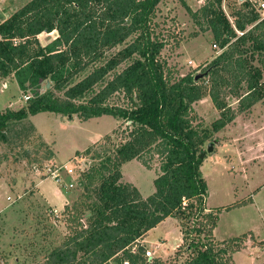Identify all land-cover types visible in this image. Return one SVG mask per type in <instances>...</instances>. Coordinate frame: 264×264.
<instances>
[{
	"label": "trees",
	"instance_id": "16d2710c",
	"mask_svg": "<svg viewBox=\"0 0 264 264\" xmlns=\"http://www.w3.org/2000/svg\"><path fill=\"white\" fill-rule=\"evenodd\" d=\"M204 1L188 11L223 49L205 69L207 80L193 73L176 77L161 59L166 41L154 28L161 0H31L6 18L0 15V81L12 78L30 95L19 110L0 111L1 140L12 123L42 112L130 122L113 152L101 144L103 155L94 153L104 158L79 181L87 200L64 210L71 232L38 264H168L148 260L146 246L138 243L168 217L195 222L183 235L190 241L182 264H229L220 257L228 248L216 249L212 233L222 210L246 202L206 206L209 187L200 155L214 133L264 98V16L259 0H243L233 21L223 0ZM55 30L58 36L42 44L39 36ZM121 92L126 104L111 103ZM229 94L237 97L236 108ZM208 95L220 112L211 127L195 123L194 113V104ZM111 140L107 135L105 142ZM155 157L160 174L153 194L144 197L133 183L121 181L124 163L137 159L150 168Z\"/></svg>",
	"mask_w": 264,
	"mask_h": 264
},
{
	"label": "rangeland",
	"instance_id": "374dc122",
	"mask_svg": "<svg viewBox=\"0 0 264 264\" xmlns=\"http://www.w3.org/2000/svg\"><path fill=\"white\" fill-rule=\"evenodd\" d=\"M30 1L0 0V15L6 18ZM242 1L223 0L224 11L231 21L233 11L241 8ZM204 3V0H161L158 6L154 28L161 41H166L161 59L176 77L193 73L207 80L205 69L223 51L219 44L215 45L212 31H202L188 11V7L197 11ZM196 33L198 36L194 37ZM56 36L55 30L42 33L39 38L46 44ZM128 63L122 64L119 70ZM3 81L8 88L4 89L0 83V111L24 107L25 92L17 82L12 78ZM227 101L234 108L239 104L232 94ZM110 102L126 104L122 92L112 96ZM194 111L195 123L205 127H211L220 116L209 95L194 104ZM263 118L259 109L252 106L233 123L214 133L203 146L206 155L201 170L209 187L206 206L215 209L246 202L240 207L222 210L212 233L216 249L228 248L220 257L229 264H264V146L259 144L264 142ZM129 124L124 118L112 115L83 121L77 114L69 118L42 112L9 126L7 140L0 139V264H38L53 247L63 242L71 232L65 207L87 200V191L79 181L104 158L94 153L103 155L102 145L113 152L125 141ZM107 135H112L108 143L105 142ZM211 142L213 151L208 152ZM150 164L148 168L137 159L124 163L120 169L121 181L133 183L144 197L150 196L155 191L154 180L160 174L159 158L155 157ZM53 165L61 167L63 181L57 182L46 174ZM68 169L73 172L70 174ZM194 223L180 218L176 224L170 219L150 234L149 240L158 239L161 230L167 229L171 230V240L176 242L182 239L180 229L183 235L187 230L188 236V227ZM200 236L203 239L205 233ZM191 237L199 239L195 233ZM187 243L183 241L169 252L154 248L151 260L182 264L188 256L184 249Z\"/></svg>",
	"mask_w": 264,
	"mask_h": 264
},
{
	"label": "crops",
	"instance_id": "0c3cea01",
	"mask_svg": "<svg viewBox=\"0 0 264 264\" xmlns=\"http://www.w3.org/2000/svg\"><path fill=\"white\" fill-rule=\"evenodd\" d=\"M253 109H259V114H261V118H263L264 117V114H263V112H264V98L261 101L257 102L253 106ZM259 144H260V147L264 146V142L260 141ZM170 219H173L174 223L178 224V219H176L175 217H168L165 220H163L158 226H156L155 228L148 231L147 234H145V236L143 237V239L140 240V243L147 245L148 247H150L149 249H151V250H153L154 248H157V247H161L162 250H165L168 252L177 248L178 246H180L183 242V234H182L181 229H180V232H181L182 239L178 238V241H176V242H174V240H171V235H172L171 230H167V229L161 230V236L158 239L154 238L152 240H149L150 234H153L160 225L162 226V225L166 224V222H168ZM149 243L151 245H149ZM153 252H154V250H153Z\"/></svg>",
	"mask_w": 264,
	"mask_h": 264
},
{
	"label": "built area",
	"instance_id": "2783aa9c",
	"mask_svg": "<svg viewBox=\"0 0 264 264\" xmlns=\"http://www.w3.org/2000/svg\"><path fill=\"white\" fill-rule=\"evenodd\" d=\"M259 6L261 8V10L263 11L264 10V1L263 2H259ZM2 83V87L4 89L8 88V84L7 82L3 81V82H0ZM30 98V95L29 94H24V99L27 101L28 99ZM56 165H53V166H50L47 171H46V174L48 176H52L57 182H60V181H63V179H61V167H58ZM69 170V173L71 174L73 172L72 169H68ZM70 186H73V184H69ZM140 243V242H138ZM138 245L136 244L133 248H132V251L133 252H137L138 250ZM153 250L149 249V248H146V254L145 256L148 258V260H151L153 258ZM112 262H110L109 264H111ZM123 264H132L130 263L129 260H125L123 261Z\"/></svg>",
	"mask_w": 264,
	"mask_h": 264
},
{
	"label": "water",
	"instance_id": "95a60500",
	"mask_svg": "<svg viewBox=\"0 0 264 264\" xmlns=\"http://www.w3.org/2000/svg\"><path fill=\"white\" fill-rule=\"evenodd\" d=\"M209 74V71H207L206 73H205V76L206 75H208ZM203 78V76H201V75H197V79H200V78ZM50 86V83H48V87ZM214 143L213 142H211V143H209V145H208V149H207V151L208 152H211V151H213V147H214V145H213ZM205 155H206V151H203L202 153H201V158L203 159L204 157H205Z\"/></svg>",
	"mask_w": 264,
	"mask_h": 264
}]
</instances>
